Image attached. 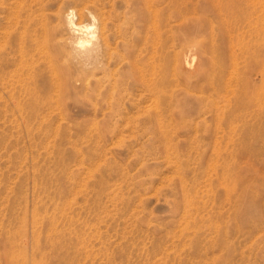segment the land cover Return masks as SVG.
<instances>
[{"label":"rangeland","instance_id":"obj_1","mask_svg":"<svg viewBox=\"0 0 264 264\" xmlns=\"http://www.w3.org/2000/svg\"><path fill=\"white\" fill-rule=\"evenodd\" d=\"M7 1L0 0V105L3 104L0 106V264H264V0H190L189 5L193 6L194 2L195 10L197 7L205 9L195 11L191 7L190 13L185 14L184 18H172L173 23L166 22L165 18V22H160L165 26L158 25L160 36L163 35L160 39H154V35L152 40L151 36L145 38L152 31L146 25L130 27L129 40L138 43L133 52L135 57L138 56L136 61L140 60L141 63L147 59L141 64L142 69L158 62L156 58L159 59V50L168 54L172 52L168 47L172 36L169 24L176 25V29H173L176 34H172L180 39L175 45L176 51L183 46L182 51L196 52L197 60L202 62L209 56L210 66H216L220 59L226 65V77H229L226 91L221 93L223 98L220 99L218 94L216 96L221 108L218 114L214 113L212 119L208 115L207 119L206 114L194 110L191 120L179 125L169 123V116L164 120L163 114V117L161 115L158 118L164 126L167 125L161 129L155 128L156 122L150 117L152 114L148 115L149 111L153 112V108L149 107L152 98H148L144 87L126 73V66L114 67L108 72L96 70L93 75L88 73L89 67L85 65L84 59L74 53L78 34L71 32L67 26V13L80 5L84 9L75 7V11L78 9L77 12L80 10L83 14L76 12L74 20L94 24L97 38L101 28L100 19L97 18H106L113 31L114 24L121 23V20H114L115 15L121 19L123 15L129 14V0H100V3L98 0H48V3L44 0L42 6L36 3L38 7L31 0ZM12 4L18 6L12 8ZM56 5L65 10L62 11L61 20L55 19V13H50L53 8L54 12L58 9ZM4 6L10 7L12 11L10 8L6 10ZM96 7H100L99 11ZM47 9L49 14H44ZM10 11L16 13L14 17ZM164 11L167 16L169 9ZM41 13L46 16L40 17ZM22 15L23 18L26 15V19L22 20ZM34 16L36 19L31 21ZM21 20L22 24L19 22ZM184 20L190 21L191 26L199 24L190 39L182 38L184 30L181 24H184ZM11 21L19 24L17 27L21 25L20 28H15ZM25 21L27 26H24ZM179 23L181 28H177ZM6 24L10 28L9 32L6 29L8 33L4 28ZM23 27L24 32L28 30V34L22 33ZM11 29L17 31V36ZM3 34H8L6 40L9 43ZM33 34L39 37H33ZM142 39L147 42L142 43ZM189 40L190 44H187ZM20 41H23L20 44L28 46L25 48L20 45ZM36 44L41 47L38 48ZM146 46H151V49ZM155 51V57L151 56ZM50 52L53 54L50 55ZM35 53L40 57L35 56ZM143 53L146 56L150 53L151 57L147 58ZM142 55L145 59H142ZM34 58H40L41 61L35 63L37 61ZM38 64L40 70L45 69L41 75L47 79L38 77ZM53 66L57 70L55 67L53 70ZM25 68L28 69L26 72L33 69L26 73ZM35 68L38 70L37 77L33 73ZM51 70L52 74H48ZM27 74L30 77L28 79ZM61 74L63 78L59 77ZM69 74L84 75L86 85L69 89ZM50 75L52 78H49ZM33 78L41 79V84ZM31 80L35 81L36 89ZM214 80L218 82L219 78L216 76ZM95 81L102 86L96 83L95 86ZM117 81H121V84ZM50 83L57 84H53L55 87L52 89ZM113 83H116V88L112 86ZM28 85L32 93H28ZM40 85H48L46 88L50 86L51 89L46 90L41 86V90L47 91L45 94L39 89ZM56 87H61V90ZM85 87L91 88V92ZM112 90H115L114 93ZM105 93L111 97L108 98ZM114 94L115 99H119V109L115 104L110 105L113 104ZM197 94L206 96V93ZM55 96H61V101ZM27 100L30 106L25 103ZM131 100L135 103L130 104ZM15 102L20 105L17 107ZM142 102L149 105L148 111H144L147 106L144 109ZM39 103L42 108L38 106ZM65 106L66 109H63ZM112 106L120 112H115ZM94 107H97L96 110ZM136 107L137 110L140 107L138 111ZM141 111L145 113L141 114ZM98 112L101 114L96 115ZM105 112L111 114L105 115ZM125 114H128L127 117Z\"/></svg>","mask_w":264,"mask_h":264},{"label":"bare ground","instance_id":"obj_2","mask_svg":"<svg viewBox=\"0 0 264 264\" xmlns=\"http://www.w3.org/2000/svg\"><path fill=\"white\" fill-rule=\"evenodd\" d=\"M7 1V0H6ZM18 1H20V0H18ZM17 1V2H18ZM22 1V0H21ZM24 1V0H23ZM32 2H35V4L36 3H38V4H41V2H43L44 0H31ZM46 1V0H45ZM50 1H53V0H50ZM61 1V0H60ZM94 1V0H93ZM96 1V0H95ZM94 1V2H95ZM99 1V3H100V0H98ZM109 1V0H108ZM107 1V2H108ZM193 1V0H192ZM207 1H209V0H207ZM3 2V1H2ZM2 2H1V5H3L2 4ZM8 2V1H7ZM29 2V1H28ZM28 2H27V4H28ZM47 3H48V0L46 1ZM80 2H82V1H80ZM106 2V3H107ZM110 2H113V1H110ZM129 3H127V10L129 11V14L127 15V16H125V15H123V18H121L120 19V16H116L115 15V18H114V20H121V23H110V22H112L113 21V19H112V21H110L109 22V24H114V29H113V31H111V27H109V25H108V21H106V18H102L101 17V15L103 16V14L105 13H103V14H101L100 15V17L101 18H97V19H100V23H101V25H100V32H99V36H97V38H96V35H95V29H97V28H95V26H94V24H92V23H82V22H76L75 20H74V17H75V15H76V12L78 11V9H77V11H75V7H79L80 8V5L79 6H75V7H73V9H71L68 13H67V26H68V28L70 29V31L71 32H73V33H77L78 35L76 36V38H75V44L77 45V48H76V50H74L75 52V54H76V56L77 57H79V58H83L84 59V61H85V65H87V67H89V69H88V73H90V74H95V71L96 70H99L100 72H108L110 69H112V68H114V67H116V68H119V67H121L122 66V68H123V66L125 65L126 66V68H125V70H126V73H128V74H130L129 76H133V79L135 80V81H138L143 87H144V91L146 92V94H148V98L150 97V98H152V100L150 101L151 103H150V106L149 107H152L153 108V112H150L149 111V114L148 115H150V113L152 114L150 117H152L153 118V120L156 122V124L154 123V126H155V128L157 129H161L164 125L162 124V122L159 120V118H161V115H162V117H163V114H164V120H165V117H168L169 116V123H176V124H183V123H185L186 122V120H187V123H188V120L190 119V116H192V114H193V112H195L194 110H199L197 113H202V114H206L207 115V119H209L208 118V115L211 117L214 113L215 114H218V112L221 110V108H220V106L217 104V102L219 101L218 100V98L216 97L217 96V94L219 95V98L220 99H222L223 98V94H221V93H224L226 90H225V88H226V85H227V81H228V79H227V77H229V76H227L226 77V65H225V62H224V60L223 59H220L219 60V62H218V64L216 65V66H212V64H211V66H210V64L208 63V58H209V56H208V58L206 57V60H204V62H202V61H200V60H197L198 59V54L195 52V53H190V52H188V51H182V47L180 46V45H178V46H180V50H177L176 51V48H175V45H177V42L180 40V39H177V38H175L174 36H173V34L172 33H174L175 32V30L173 31V29H176V25H175V27H174V25H172V24H169V27H170V32H172L171 33V40H170V43L168 44L169 46L168 47H170L171 48V50H172V52L170 53V54H168V53H163V50L161 51V52H159L158 51V53H160L159 54V59L158 58H156V60L158 61L157 63H149V64H151V65H149L150 66V68H147L146 66H144L143 67V69H142V67H141V64L143 63V62H145L146 60H142V59H145L144 57L146 56V54L145 53H143V54H145V56H143V58L141 59L142 61H141V63L139 62L140 60H138V61H136V57H138V56H136L135 57V55L133 54V52L135 51V44H138V43H133V42H131V40H129V37H128V33H129V31H130V29L131 28H133V27H136V26H143V25H146L147 27H148V29L149 28H151L152 29V31H151V33H148V35H145L146 37L145 38H147L148 39V37H150V39L152 40L153 38H152V36L154 37V39L155 38H157V39H160V37H162V36H160L161 34H160V32H159V28H160V26H159V28H158V25H160L161 23L160 22H165V18H166V22H170V23H173L174 21V19L175 18H181V17H183L185 14H187L188 12L190 13V11H191V7L195 10V4H194V2L192 3L193 4V6H191V5H189V2H191L190 0L188 1V2H183V0H129L128 1ZM5 3V2H4ZM13 3V2H12ZM51 3V2H50ZM59 3V2H58ZM58 3H57V5H58ZM60 3H62V2H60ZM78 3V2H77ZM85 3V2H84ZM115 3V2H114ZM164 4L162 7H160L159 5L160 4ZM18 4V3H17ZM15 5L14 4V6H13V4L12 5H10V7L12 6V8H15L16 6H18V5ZM30 4H31V2H30ZM38 4H36L37 5V7H38ZM45 4V3H44ZM52 4V3H51ZM50 4V5H51ZM66 4V3H65ZM80 4V3H79ZM98 4V3H97ZM125 4V3H124ZM19 5H20V2H19ZM24 5H25V2H24ZM23 5V6H24ZM49 5V4H48ZM56 5V6H57ZM59 5H61V4H59ZM112 5V4H111ZM28 6H30V5H28ZM32 6V5H31ZM41 6H42V4H41ZM83 6V5H82ZM86 6V5H85ZM125 6V5H124ZM5 7V9L7 8L6 6H4ZM10 7H8L7 9H9ZM36 7V8H37ZM47 7V6H46ZM49 7V6H48ZM47 7V8H48ZM61 7V6H60ZM88 7V6H87ZM106 7V6H105ZM104 6H103V8H105ZM111 7H113V5L111 6ZM249 7H250V5H249ZM0 8H2V7H0ZM24 8V7H23ZM32 8V7H31ZM36 8H34V9H36ZM42 8V7H41ZM43 8H45L44 6H43ZM57 8H58V6H57ZM62 8V7H61ZM61 8H58L57 10H55V12L53 11L54 10V8H53V10H52V8L50 9V8H48V9H50V10H52V11H50V13L52 12V13H55L54 15H56V18L55 19H62L63 18V13H62V11H64L65 12V10H61ZM83 8V7H82ZM82 8H80V9H82ZM97 8V11H99V9L98 8H100V7H96ZM102 7H101V10L103 9ZM115 8V7H114ZM169 9V13H167V16H166V13H165V11H164V9ZM198 8V7H197ZM196 8V10L198 11V10H204L202 7V9L200 8H198L197 9ZM252 8V7H251ZM5 9H4V11H5ZM6 9V10H7ZM19 9V8H18ZM17 9V10H18ZM21 9V8H20ZM46 10V12H44V14L45 13H47V14H49L48 12H49V10ZM69 9V8H68ZM84 9V8H83ZM254 9V8H253ZM1 10V9H0ZM10 10H11V8H10ZM23 10V9H22ZM22 10H21V12H22ZM37 10V9H36ZM36 10H35V12H36ZM41 10V9H40ZM39 10V11H40ZM43 10V9H42ZM41 10V11H42ZM87 10H88V8H87ZM105 10H107L106 8H105ZM105 10H103V11H105ZM194 10L192 11L193 12V14L195 13L194 12ZM195 10V11H196ZM12 11V10H11ZM10 11V12H11ZM15 11V10H14ZM24 11H25V9H24ZM28 11V10H27ZM26 11V12H27ZM38 11V10H37ZM40 11V12H41ZM89 11H90V9H89ZM96 11V12H97ZM113 11V10H112ZM111 11V12H112ZM120 11V10H119ZM34 12V13H35ZM39 12V13H40ZM107 12V11H106ZM206 12H207V10H206ZM12 13V12H11ZM25 13V12H24ZM24 13H23V15H24ZM28 13V12H27ZM29 13L31 14L32 12H30V9H29ZM43 13V12H42ZM41 13V14H42ZM78 14H83L82 13V11H80L79 10V12H77ZM98 13V12H97ZM253 13V12H252ZM264 13V12H263ZM14 13H12V15H13ZM16 14V13H15ZM14 14V15H15ZM18 14H19V10H18ZM44 14H42V15H40V17L41 16H43ZM249 14V13H248ZM251 14V13H250ZM10 14L8 13V16H9ZM12 15H10L11 17H12ZM14 15H13V17H14ZM23 15H22V20L23 19H26L25 17H26V15L24 16V18H23ZM34 15V14H33ZM37 15L39 16V14L37 13ZM64 15H66V14H64ZM120 15V14H119ZM7 16V15H6ZM5 16V17H6ZM7 16V17H8ZM18 16V15H17ZM15 17L17 20H18V17L19 16H21V15H19L18 17ZM27 16H29V15H27ZM44 16H46V15H44ZM52 16V15H51ZM50 16V17H51ZM80 16V15H79ZM78 16V17H79ZM97 16H99V15H97ZM109 16V15H108ZM186 16V15H185ZM198 16H199V14H198ZM6 17V18H7ZM10 17V18H11ZM31 18H32V14H31V16H30ZM35 17V16H34ZM49 17V16H48ZM106 17V16H105ZM114 17V16H113ZM122 17V16H121ZM10 18H9V20H10ZM21 18V17H20ZM80 18V17H79ZM172 18H174L173 20H172ZM184 18V17H183ZM192 18H193V16H192ZM14 19V18H13ZM15 19V20H16ZM27 19H29V17L27 18ZM36 19V17L32 20L31 19V21H34ZM38 19H41V18H38ZM44 20H45V22H46V18L44 17L43 18ZM49 19L50 18H48V21H49ZM52 19V18H51ZM195 19H197V18H195ZM9 20L7 21L8 23H9ZM22 20L21 21H19V22H21V24H22ZM42 20V19H41ZM44 20L43 21H40V23L41 22H44ZM81 20V19H80ZM80 20H77V21H80ZM188 20H190V18H188ZM187 20V22H185L186 20H184V21H182V22H184V24H181L182 26H183V28H182V30H184V34L182 35V38H184V39H186V38H189L190 39V37L193 35L192 33H194L195 31H196V29H197V27H196V25L198 24H195V26H193V24H192V26L190 25L191 24V22L190 21H188ZM4 21V20H3ZM29 21V20H28ZM51 21V20H50ZM54 22H56L55 20H53ZM51 22V23H53V24H55L54 22ZM83 21V20H82ZM172 21V22H171ZM251 21H252V19H251ZM6 22V21H5ZM11 22H13V21H11ZM10 22V23H11ZM17 22V21H16ZM24 22V21H23ZM36 22H38V20L36 21ZM58 22V21H57ZM60 22V21H59ZM114 22H116V21H114ZM181 22V21H180ZM14 23V22H13ZM12 23V24H13ZM31 23V22H30ZM160 23V24H159ZM5 24V23H4ZM15 24V23H14ZM25 24H26V21H25ZM42 24V23H41ZM46 24V23H45ZM53 24H51V25H53ZM243 24V23H242ZM8 24H6L5 26H7ZM17 25H19V24H15L14 25V27L15 28H20V26H18L17 27ZM28 24H26V25H24V26H27ZM32 25H34L33 23H32ZM38 25H39V23H38ZM162 25V24H161ZM199 25V24H198ZM257 25V24H256ZM11 26V25H10ZM36 25H34L33 27H35ZM40 26V25H39ZM43 26V25H42ZM47 26V24L44 26V27H46ZM163 27L165 26V25H162ZM167 26V25H166ZM260 26V25H259ZM3 27V26H2ZM12 27V26H11ZM30 27V25L28 26V28ZM55 27V26H54ZM131 27V28H130ZM168 27V28H169ZM180 27V23L179 24H177V28H179ZM196 27V28H195ZM5 28V30L7 29L8 30V32H9V30H10V28H8V26L7 27H4ZM3 28V29H4ZM14 28V29H15ZM36 28L39 30V28H38V26H36ZM42 28L43 27H41V30H42ZM49 28V27H48ZM48 28H46V29H48ZM137 28V27H136ZM181 28V27H180ZM254 28V27H253ZM22 30V33L24 32V27L23 28H21ZM162 29V28H161ZM164 29V28H163ZM258 29V28H257ZM7 30H6V32H7ZM13 29H11V31H12ZM16 30V29H15ZM15 30H13L12 32H14L15 33V35L17 34L16 32H15ZM18 30V29H17ZM29 30H31V29H29ZM35 30V29H34ZM33 30V31H34ZM37 30V31H38ZM40 30V31H41ZM50 30V29H49ZM49 30H47V31H49ZM133 30H135L134 32H136V29L134 28ZM139 30V29H138ZM167 30V29H166ZM211 30V29H210ZM236 30V29H235ZM21 31H19V32H21ZM27 32H28V30H26ZM25 31V32H26ZM32 31V33H34ZM46 31V32H47ZM212 31V30H211ZM241 31V30H240ZM7 32V33H8ZM24 32V33H25ZM26 32V33H27ZM39 32V31H38ZM42 32V31H41ZM148 32V31H147ZM162 32V31H161ZM1 33V32H0ZM5 33V32H4ZM13 33V34H14ZM29 33V32H28ZM27 33V34H28ZM31 33V32H30ZM60 33V32H59ZM140 33V32H139ZM142 33V35H143V32H141ZM242 33V32H241ZM259 33V32H258ZM11 34V33H10ZM19 34H21V33H19ZM133 34V33H132ZM136 34H137V32H136ZM135 34V35H136ZM147 34V33H146ZM175 34H176V32H175ZM192 34V35H191ZM4 35V34H3ZM6 35V38H5V40L7 39V36H8V34H5ZM4 35V36H5ZM39 35H40V33H39ZM42 35V34H41ZM112 35V36H111ZM261 35V34H260ZM11 36H13V35H11ZM17 36V35H16ZM15 36V37H16ZM25 36V35H24ZM29 36V35H28ZM36 35H34L33 34V37H35ZM44 36V35H43ZM46 36H47V33H46ZM168 36H170V35H168ZM195 36V35H194ZM0 37H1V34H0ZM22 37V36H21ZM36 37H39L38 35L36 36ZM112 37V38H111ZM142 36H140V38H141ZM26 39H28V37H25ZM47 38V37H46ZM53 38H55V37H53ZM57 38H58V35H57ZM131 38H133V37H131ZM144 38V39H145ZM164 38V37H163ZM197 38V37H196ZM11 39L12 38H10V40L9 41H11ZM17 39V38H16ZM24 39V38H23ZM30 39H31V37H30ZM36 39V38H35ZM111 39H113V41L111 40ZM156 39V40H157ZM166 39V38H165ZM253 39V38H252ZM2 40V39H1ZM0 40V41H1ZM18 40V39H17ZM25 40V39H24ZM32 40V39H31ZM38 40V39H37ZM41 40V39H40ZM46 40V39H45ZM56 41V39H53V41ZM59 39H57V41H58ZM68 40V39H67ZM134 40V39H133ZM167 40H169L168 38H167ZM7 41V40H6ZM5 41V42H6ZM29 41V40H28ZM27 41V42H28ZM51 41V40H50ZM49 41V42H50ZM135 41V40H134ZM142 41H143V39H142ZM145 41L146 40H144L142 43H145ZM155 41V40H154ZM183 41V40H182ZM191 40H189V41H187L186 43L187 44H190L189 42H190ZM195 41V40H194ZM5 42H3V43H5ZM8 42V41H7ZM23 41H20V42H18L19 44L20 43H22ZM25 42L26 41H24V44H25ZM35 43H36V41H34ZM33 42V43H34ZM52 42V41H51ZM62 42H63V40H62ZM112 42L114 43V45L112 44ZM137 42V41H136ZM147 42V41H146ZM184 43H185V41H183ZM183 42H181L180 44H183ZM1 43V42H0ZM9 43V42H8ZM11 43V42H10ZM14 43H15V41H14ZM28 43H30L31 44V41H29ZM38 43H39V40H38ZM70 43V42H69ZM192 43V42H191ZM40 44V43H39ZM45 44H47V43H45ZM49 44V43H48ZM148 44H149V42H148ZM155 44V43H154ZM160 44V43H159ZM158 44V45H159ZM164 44H165V42H164ZM186 44V45H187ZM245 44V43H244ZM7 45H10V44H7ZM20 45H22V44H20ZM19 45V46H20ZM26 45V44H25ZM37 45V44H36ZM43 45H44V43H43ZM145 45V44H144ZM161 45V44H160ZM159 45V46H160ZM166 45V44H165ZM185 45V44H184ZM202 45V44H201ZM1 46V45H0ZM12 46V45H11ZM22 46H24V45H22ZM28 45H26V47H27ZM31 46L33 47V44H31ZM31 46L29 45V47L31 48ZM49 46V45H48ZM47 45H46V47H48ZM53 46V45H52ZM52 46H51V48H52ZM155 46V45H154ZM195 46V45H194ZM243 46V45H242ZM2 47H3V45H2ZM16 47H18V46H16ZM25 47V46H24ZM25 47V48H26ZM35 47V46H34ZM37 47H38V45H37ZM39 47H41V46H39ZM38 47V48H39ZM78 47H79V49H78ZM146 47H148V46H146ZM177 47V46H176ZM202 47V46H201ZM8 48V47H7ZM20 48H21V46H20ZM19 47H18V49H20ZM24 48V49H25ZM36 48V47H35ZM45 48V47H44ZM50 47H48V49H49ZM65 48V47H64ZM141 48V47H140ZM139 48V49H140ZM145 47L143 46V49H144ZM151 49V46L150 47H148V49ZM155 48V47H154ZM159 48V47H158ZM175 48V49H174ZM203 48V47H202ZM18 49H17V51H18ZM29 49V48H28ZM32 49V48H31ZM30 49V50H31ZM43 49V48H42ZM41 49V50H42ZM47 49V50H48ZM67 49V48H66ZM65 49V51H67ZM178 49V48H177ZM5 50V49H4ZM3 50V51H4ZM8 51H9V49H7ZM35 50V49H34ZM41 50H40V52H41ZM52 50V49H51ZM79 50V51H78ZM146 49H144V51H145ZM165 50V49H164ZM189 50V49H188ZM19 51H21V50H19ZM57 51V50H56ZM143 51V52H144ZM150 51V50H149ZM152 51H154V49H152ZM152 51H150V52H152ZM206 50H204V52H205ZM23 52V51H22ZM36 52H37V49H36ZM52 52H54L55 53V51L53 50ZM68 52V51H67ZM165 52V51H164ZM203 52V51H202ZM5 53V52H4ZM4 53H1V54H4ZM7 53V52H6ZM5 53V55H7ZM16 53V52H15ZM14 53V54H15ZM21 53V52H20ZM24 53V52H23ZM32 53H33V51H32ZM31 53V54H32ZM65 53V52H64ZM141 53V52H140ZM162 53V54H161ZM11 54V53H10ZM30 54V51H29V53H28V55ZM36 54V53H35ZM34 54V55H35ZM53 53H51L50 52V55H52ZM56 54V53H55ZM54 54V55H55ZM150 54V53H149ZM149 54L146 56L147 58H150L151 56H153V57H155V54H156V51L154 52V54H152L150 57H149ZM197 54V55H196ZM17 55V54H16ZM50 55H48L49 57H51ZM201 55V54H200ZM209 55V54H208ZM8 56V55H7ZM6 56V57H7ZM22 56H23V54H22ZM21 56V57H22ZM26 56H27V54H26ZM35 56H39L38 54H36ZM47 56V55H46ZM66 56V55H65ZM202 56V55H201ZM15 57V56H14ZM28 57H30V56H28ZM40 57V56H39ZM42 57V56H41ZM43 57H45V56H43ZM53 57V56H52ZM61 57H63V56H61ZM158 57V56H157ZM213 57V56H212ZM1 58V57H0ZM19 58H20V56H19ZM18 58V59H19ZM24 58H26V60H28L27 59V57H24ZM46 58V57H45ZM44 58V59H45ZM54 58H55V56H54ZM56 58H57V56H56ZM141 58V57H140ZM2 59V58H1ZM22 59V58H21ZM20 59V60H21ZM52 59V58H51ZM63 59V58H62ZM64 59H67V58H64ZM63 59V60H64ZM7 60V59H6ZM26 60H25V62H26ZM37 61V62H35V63H38V62H40L41 61V59L39 58V60H37V59H35L34 58V61ZM48 60V59H47ZM54 60V59H53ZM62 60V61H63ZM194 60H197V62L196 63H193V61ZM213 60V59H212ZM212 60H211V62H212ZM14 61L16 62V59L14 58ZM13 61V62H14ZM22 62L24 61V60H21ZM30 61V60H29ZM50 61V60H49ZM52 61V60H51ZM60 61H61V59H60ZM61 61V62H62ZM153 61V60H152ZM214 61V60H213ZM0 62H2V61H0ZM6 62V61H5ZM9 62V61H8ZM14 62V63H15ZM18 62V61H17ZM20 62V61H19ZM24 62V63H25ZM44 62V61H43ZM53 62V61H52ZM51 62V63H52ZM60 62V63H61ZM68 62V61H67ZM151 62V61H150ZM156 62V61H155ZM21 63V62H20ZM27 63V62H26ZM45 63V62H44ZM51 63H50V65H51ZM63 63V62H62ZM140 63V64H139ZM3 64H4V66H5V63L3 62ZM9 64V63H8ZM7 64V65H8ZM17 64V63H16ZM15 64V65H16ZM19 64V63H18ZM21 64H23V63H21ZM40 64V63H39ZM39 64H38V66H39ZM55 64H57V63H55ZM68 63H66V65H67ZM70 64V63H69ZM144 64H146V63H144ZM143 64V65H144ZM11 65V64H10ZM26 65H28V64H26ZM41 65V64H40ZM49 65V66H50ZM31 66V65H30ZM29 66V67H30ZM37 66V67H38ZM42 66L43 67H45L46 65H44V64H42ZM48 65H47V67H49ZM57 66V65H56ZM118 66V67H117ZM6 67H8V66H6ZM21 67V66H20ZM36 67V66H35ZM42 67V68H43ZM46 67V68H47ZM54 67L55 66H53V70H54ZM58 67H59V65H58ZM11 68V67H10ZM14 68V67H13ZM17 68V67H16ZM28 68V67H27ZM27 68H25V71L24 72H26V69ZM41 69V67L39 66L38 67V69ZM51 68H49V69H51ZM56 68V67H55ZM18 69H19V67H18ZM22 69H24L23 67H22ZM33 69V68H32ZM32 69L30 70V68H29V70L30 71H27L26 73H28V72H31L32 71ZM36 69V68H35ZM34 69V70H35ZM39 69V78H42L43 76L41 75L42 74V72L41 71H45V69H43V70H40ZM48 69V70H49ZM121 69V68H120ZM1 70V69H0ZM15 70V69H14ZM28 70V69H27ZM48 70H46V71H48ZM55 70H57V68L55 69ZM62 70V69H61ZM3 71V70H2ZM17 71V70H16ZM59 72H61L60 70H58ZM18 73H19V70L17 71ZM21 72H22V70H21ZM36 72H38V70L36 69V71L35 72H33V73H36ZM49 72H51V73H48V74H52V70L51 71H49ZM53 72H55V71H53ZM57 72V71H56ZM116 72V71H115ZM125 72V71H124ZM2 73H4V71L2 72ZM58 73V72H57ZM69 73H70V71H69ZM137 73H139V74H137ZM8 74H9V72H8ZM7 74V75H8ZM14 74H16V73H14ZM21 74V73H20ZM55 75H56V73H54ZM59 74V73H58ZM81 74H85V72L83 73H81ZM89 74V75H90ZM107 74V73H106ZM122 74V73H121ZM1 75V74H0ZM4 75V74H3ZM6 75V76H7ZM16 75H18V74H16ZM16 75H15V77H16ZM36 75V77H37V73L35 74ZM44 75H46V74H44ZM62 76H59V77H62L63 78V74H61ZM70 76H69V82H68V88L70 89H74L76 86H77V88L78 87H83L84 85H86L85 84V79H84V75H81V76H79V75H76V76H72L71 74H69ZM88 75V76H89ZM100 75V74H99ZM136 75H138V76H136ZM2 76V75H1ZM0 76V77H1ZM21 76V75H20ZM47 76V75H46ZM52 75H50L49 76V78L51 77ZM57 76V75H56ZM56 76H55V78H56ZM67 76V75H66ZM86 76V78H87V75H85ZM98 76V75H97ZM118 76V75H117ZM218 77L219 78V81L218 82H216L215 80H214V78L215 77ZM231 76V75H230ZM34 77V76H33ZM45 77V76H44ZM44 77H43V79H44ZM101 77V76H100ZM109 77V76H108ZM111 77V76H110ZM2 78V77H1ZM6 78V77H5ZM26 78L28 79V78H30V77H28V74L26 75ZM48 78V77H47ZM47 78H45V79H47ZM52 78V77H51ZM62 78H61V80H62ZM90 78V77H89ZM94 78V77H93ZM96 78V77H95ZM94 78V80H97V79H95ZM102 78H106V77H104V76H102ZM113 78V77H112ZM114 78H116V77H114ZM120 78V77H119ZM22 79V78H21ZM44 79V80H45ZM58 79V78H57ZM56 79V80H57ZM65 79V78H64ZM121 79H122V77H121ZM125 79V78H124ZM16 80V79H15ZM23 80V79H22ZM21 80V81H22ZM33 80H35L34 78H33ZM37 80V79H36ZM35 80V81H36ZM50 80V79H49ZM87 80V79H86ZM98 80H100V78L98 79ZM105 80H107V79H105ZM110 80H112V79H110ZM120 80V79H119ZM9 82H10V79L8 80ZM35 81H33L34 83H35ZM38 82H36V83H39V84H41L40 83V81H41V79H40V81L39 80H37ZM48 81V80H47ZM52 81H54L55 82V79L53 80L52 79ZM52 81H49V82H51L52 83ZM59 81H60V79H59ZM103 81V80H102ZM122 81H124L123 79H122ZM8 82V83H9ZM13 82H14V80H13ZM31 82H32V80H31ZM32 82V83H33ZM61 82V81H60ZM59 82V83H60ZM87 82V81H86ZM116 82V81H115ZM3 83H6V82H3ZM27 83V82H26ZM29 83V82H28ZM27 83V84H28ZM33 83V84H34ZM35 83V84H36ZM50 83V85H51V88L52 87H55L56 86V84L57 83H53V84H55V86L53 85V84H51ZM95 83H96V81L94 82V85H95ZM103 83H104V81H103ZM102 82H101V84H103ZM108 83H109V79H108ZM117 83H118V81H117ZM34 84V88H35V86H37V85H35ZM39 84H38V86H39ZM60 84H62V83H60ZM89 84H90V82H89ZM97 85H100V82H99V84H98V82L96 83ZM106 84H107V82H106ZM110 84H111V82H110ZM116 84V83H115ZM115 84L113 83V85L112 86H114V88H116L115 87ZM118 84H121V81H120V83H118ZM117 84V85H118ZM133 84V83H132ZM132 84H131V86H132ZM0 85H2V83L0 84ZM14 85V84H13ZM26 85V84H25ZM29 85H31L30 83H29ZM29 85H28V88H27V90L29 91ZM53 85V86H52ZM108 86H109V84H107ZM136 85V84H135ZM7 86V85H6ZM9 86V85H8ZM20 86V85H19ZM41 86L44 88V89H51L50 88V86H49V88H46L47 86H43V85H40V87H39V89L41 88ZM58 86V85H57ZM89 86V85H88ZM96 86V85H95ZM100 86H102V85H100ZM104 86L106 87V85L104 84ZM121 86V85H120ZM119 86V87H120ZM122 86H123V83H122ZM121 86V87H122ZM125 86H126V82H125ZM133 86H134V84H133ZM12 87H14V86H12ZM110 87V86H109ZM109 87H107V89L109 88ZM0 88H1V86H0ZM21 88V87H20ZM23 88V87H22ZM57 88H60V90H61V87H56V89ZM67 88V87H66ZM87 90H89V92H91L90 91V89L92 88V86H91V88L90 89H88L89 87H85ZM97 88V87H96ZM95 88V89H96ZM103 88V87H102ZM113 88V89H114ZM123 88V87H122ZM137 88H138V86H137ZM5 89V88H4ZM7 89V88H6ZM11 89V88H10ZM26 89V88H25ZM36 89V88H35ZM35 89H34V91H35ZM38 89V90H39ZM53 89V88H52ZM63 89V88H62ZM76 89V88H75ZM112 89V88H111ZM125 89V88H124ZM18 90V89H17ZM21 90V89H20ZM26 90V91H27ZM32 90V89H31ZM41 90V89H40ZM43 90V89H42ZM41 90V91H42ZM94 90V89H93ZM116 90V89H115ZM115 90H112L113 91V93H114V91ZM3 91H5V90H3ZM25 91V92H26ZM27 91V92H28ZM41 91H39V93H42ZM44 91V90H43ZM49 91V90H48ZM51 91V90H50ZM55 92H58V91H56V90H54ZM54 91H52V92H54ZM69 91H71V90H69ZM84 91V93H85V90H83ZM97 91V90H96ZM111 91V92H112ZM117 91V90H116ZM118 91H120V90H118ZM123 91V90H122ZM136 91V90H135ZM138 91V90H137ZM220 93H219V92ZM8 92V91H7ZM10 92H11V90H10ZM15 92H17V91H15ZM24 92V90H22V93ZM45 92V91H44ZM47 92V91H46ZM46 92H45V94H46ZM63 92V91H62ZM65 92V91H64ZM86 92H88V91H86ZM102 92V91H101ZM104 92V91H103ZM106 92V91H105ZM108 92V91H107ZM109 92H110V90H109ZM197 92H201V93H206V96L205 97H203V96H201V95H199L198 96V94L196 95V93ZM28 93H32V91L30 92H28ZM38 93V92H37ZM80 93H81V90H80ZM83 93V92H82ZM99 93H100V90H99ZM128 93H129V91H128ZM132 93V92H131ZM5 94H7V93H5ZM14 94H16V93H14ZM42 94H44V93H42ZM106 94V93H105ZM104 94V95H105ZM115 94H117V93H115ZM115 94L113 95V97L115 96ZM121 94H122V92H121ZM125 94V93H124ZM0 95H1V93H0ZM19 94L17 93V96H18ZM26 95V94H25ZM79 95V94H78ZM85 95V94H84ZM98 95V94H97ZM100 95V94H99ZM109 94L107 93L106 94V96L109 98V97H111V96H108ZM118 95L120 96V92L118 93ZM136 95H137V93H136ZM3 96V95H2ZM8 96V95H7ZM11 96V95H10ZM32 96H34V95H32ZM36 96V95H35ZM34 96V97H35ZM43 96V95H42ZM47 96H49V94L47 93ZM129 96H131V95H129ZM128 96V97H129ZM133 96V95H132ZM137 96H139V94L137 95ZM137 96H134L133 98H135V97H137ZM195 96H198V97H195ZM13 97H15L14 95H13ZM19 97V96H18ZM17 97V98H18ZM25 97V96H24ZM29 97V96H28ZM55 97H57V98H59L58 96H55ZM54 97V98H55ZM64 97V96H63ZM103 97V96H102ZM112 97V100H114L113 101V104H110V105H114L115 104V107L117 106L118 107V109H119V99H115V97L113 98ZM127 97V98H128ZM140 97H142V96H140ZM146 97V96H145ZM32 98V97H31ZM36 98H38V96L36 97ZM52 98V97H51ZM60 98H61V96H60ZM60 98H59V100L58 101H61L60 100ZM130 98V97H129ZM129 98H128V100H129ZM138 98V97H137ZM143 98V97H142ZM147 98V99H148ZM5 99V98H4ZM8 100H9V98H7ZM13 99V98H12ZM19 99V98H18ZM22 99H23V97H22ZM29 99V98H28ZM46 99V98H45ZM64 99V98H63ZM91 99V98H90ZM96 98H94V100H95ZM136 99V98H135ZM141 99V98H140ZM15 100H17L16 98H15ZM30 100H32V99H30ZM33 100H35V99H33ZM39 100V99H38ZM42 100H44V99H42ZM52 100V99H51ZM50 100V101H51ZM64 100H66V99H64ZM107 100V99H106ZM106 100H104V102L106 101ZM134 100V99H133ZM133 100H131L130 102V104H132V102H134ZM136 100H138V99H136ZM135 100V101H136ZM142 100V99H141ZM19 100H17V102H18ZM88 101H90V100H88ZM97 101V100H96ZM101 101H102V98H101ZM11 102H13V100H11ZM17 102H15L17 105V107H18V105H20V104H18ZM39 102H41V100L39 101ZM47 103H48V100L46 101ZM52 102H53V100H52ZM92 102V101H91ZM98 102V101H97ZM99 102H100V100H99ZM107 102V101H106ZM136 102H138V101H136ZM14 103V104H15ZM25 103H27L29 106H30V104L28 103V100H27V102H25ZM25 103H24V105H25ZM31 103V102H30ZM32 103H35V101L34 102H32ZM31 103V104H32ZM51 103V102H50ZM59 103V102H58ZM63 103V102H62ZM61 103V104H62ZM65 103V102H64ZM135 103V102H134ZM134 103H133V105H134ZM139 103V102H138ZM142 103H144V102H142ZM148 103H149V101H148ZM4 104H5V102H4ZM11 104V103H10ZM40 104V103H39ZM61 104H60V106H61ZM93 104V103H92ZM3 105V104H2ZM2 105H0V106H2ZM27 105V106H28ZM36 105H38V104H36ZM41 105L42 104H40V105H38V106H40L41 107ZM45 105V104H44ZM49 105H51V104H49ZM58 105V104H57ZM63 105V104H62ZM66 105V104H65ZM94 105V104H93ZM95 105H96V102H95ZM94 105V106H95ZM99 105V104H98ZM132 105V106H133ZM224 105V104H223ZM227 105V104H226ZM21 106L23 107V105L21 104ZM27 106H26V108H27ZM66 106H68V105H66ZM66 106L65 107H63V109L65 108L66 109ZM87 106V105H86ZM107 106V105H106ZM105 106V107H106ZM135 106H137V105H135ZM147 105L144 103V105H143V107H144V109H145V107H146ZM148 106H147V109L146 110H144V111H148L149 109H148ZM15 107V106H14ZM20 107V106H19ZM21 107V108H22ZM43 107V106H42ZM41 107V108H42ZM45 107V106H44ZM48 107V106H47ZM46 107V108H47ZM50 108H51V106H49ZM103 107V106H102ZM104 107V108H105ZM110 107V106H109ZM113 107V106H112ZM111 107V108H112ZM115 107H113V109H114V111H115ZM122 107V106H121ZM124 107V106H123ZM128 107V106H127ZM129 107H130V105H129ZM143 107H141V108H143ZM234 107V106H233ZM29 108V107H28ZM34 108H35V110H37L36 109V106H34ZM34 108H32L33 110H34ZM38 108V107H37ZM49 108V109H50ZM60 108H62V107H60ZM68 108V107H67ZM95 109L94 110H96V108L97 107H94ZM106 108H108V107H106ZM105 108V109H106ZM126 108V107H125ZM133 108V107H132ZM135 108V107H134ZM140 108V107H139ZM139 108H138V110H139ZM263 108H264V106H263ZM13 109V108H12ZM25 109V108H24ZM23 109V110H24ZM31 109V108H30ZM48 109V110H49ZM58 109H59V107H58ZM93 109V108H92ZM91 109V110H92ZM112 109V110H113ZM130 109V108H129ZM228 109V108H227ZM237 109V108H236ZM21 110V109H20ZM38 110H40V109H38ZM57 110V109H56ZM82 110V109H81ZM98 110V109H97ZM104 110V109H103ZM111 110V111H112ZM135 110H137V107H136V109ZM137 110V111H138ZM141 110V109H140ZM143 110V109H142ZM30 111V110H29ZM43 111V110H42ZM46 111V110H45ZM52 111V110H51ZM59 111H60V109H59ZM64 111V110H63ZM62 111V112H63ZM80 111V110H79ZM101 111V110H100ZM117 111H119V110H116L115 112H117ZM124 112L125 111H127V110H123ZM129 111V110H128ZM133 111V110H132ZM18 112V111H17ZM24 112H26L25 110H24ZM31 112V111H30ZM34 112V111H33ZM41 112V111H40ZM50 112V111H49ZM57 112V111H56ZM61 112V111H60ZM65 113H66V110L64 111ZM74 112V111H73ZM120 112V111H119ZM124 112H123V114H124ZM142 112V111H141ZM225 112V111H224ZM262 112H263V109H262ZM22 113V112H21ZM64 113V114H65ZM75 113V112H74ZM86 113V112H85ZM92 113H93V111H92ZM95 113V112H94ZM100 112H98V113H96V115L97 114H99ZM106 114L105 115H107L108 113H110L111 114V112H105ZM118 113V112H117ZM133 113V112H132ZM138 114L140 113V112H137ZM143 113H145V112H142L141 114H143ZM147 113V112H146ZM221 113V112H220ZM232 113V112H231ZM243 112H241V113H239V114H242ZM84 114V113H83ZM82 114V115H83ZM101 114V113H100ZM113 114H114V112H113ZM165 114L167 115V116H165ZM195 114V113H194ZM201 114V115H202ZM229 114H230V111H229ZM23 115V114H22ZM30 115V114H29ZM32 115V114H31ZM49 115V114H48ZM55 115V114H54ZM59 115H61L60 113H59ZM94 115V114H93ZM109 115V114H108ZM126 115H128V114H125V117H127ZM137 115V114H136ZM221 115V114H220ZM260 115V114H259ZM72 116V115H71ZM111 116V115H110ZM225 116V115H224ZM223 116V117H224ZM242 116V115H241ZM244 116V115H243ZM149 117V116H148ZM159 117V118H158ZM195 117H197V116H195ZM92 118V117H91ZM116 118V117H115ZM193 118V117H192ZM198 118H199V116H198ZM213 118V116L210 118V119H212ZM217 118V117H216ZM219 118H221V117H219ZM224 118H226V117H224ZM228 118V117H227ZM261 118V117H260ZM264 118V117H263ZM99 119V118H98ZM168 119V118H167ZM163 120V119H162ZM191 120V119H190ZM195 120V119H194ZM200 120V119H199ZM114 121V120H113ZM117 121V120H116ZM145 121V120H144ZM205 121V120H204ZM208 121V120H207ZM215 121V120H214ZM219 121H220V119H219ZM115 122V121H114ZM164 122V121H163ZM201 122V121H200ZM209 122V121H208ZM95 123H97L98 124V122H95ZM119 123V122H118ZM204 123V122H203ZM205 123H207L206 121H205ZM215 123H216V121H215ZM214 123V124H215ZM221 124L223 123V122H220ZM263 123V122H262ZM115 124V123H114ZM167 124H165V126H166ZM188 125V124H187ZM191 125V124H190ZM194 125V124H193ZM199 125V124H198ZM217 125H220V124H217ZM92 126V125H91ZM164 126V127H165ZM208 126V125H207ZM114 127V126H113ZM196 127V126H195ZM218 127V126H217ZM132 128V127H131ZM208 128V127H207ZM263 128V127H262ZM97 129V128H96ZM110 129V128H109ZM210 129V128H209ZM124 130V129H123ZM138 130V129H137ZM136 130V131H137ZM94 131V130H93ZM100 131V130H99ZM112 131V130H111ZM114 131V130H113ZM141 131V130H140ZM158 131V130H157ZM148 132V131H147ZM135 133V132H134ZM150 132H148V134H149ZM152 133V132H151ZM163 134V133H162ZM102 135V134H101ZM97 136H99V135H97ZM117 137V136H116ZM164 137V136H163ZM103 138V137H102ZM113 138V137H112ZM138 138V137H137ZM100 140V139H99ZM166 141V140H165ZM131 143V142H130ZM137 143V142H136ZM141 143V142H140ZM131 145V144H130ZM222 145V144H221ZM217 146V145H216ZM131 148V147H130ZM170 149V148H169ZM101 150V149H100ZM148 151V150H147ZM133 156V155H132ZM230 169V168H229ZM240 176V175H239ZM242 176V175H241ZM240 176V177H241ZM232 178V177H231ZM229 186V185H228ZM235 197V196H234ZM207 198V197H206ZM236 200V199H235ZM195 201V200H194ZM196 210V209H195ZM190 211V210H189ZM184 214V213H183ZM192 216V215H191ZM221 218V217H220ZM34 221V220H33ZM36 222V221H35ZM189 223V222H188ZM213 223V222H212ZM215 223V222H214ZM219 225V224H218ZM188 226V225H187ZM196 226V225H195ZM186 227V226H185ZM192 227V226H191ZM189 228H190V226H189ZM188 228V229H189ZM86 254V253H85Z\"/></svg>","mask_w":264,"mask_h":264}]
</instances>
